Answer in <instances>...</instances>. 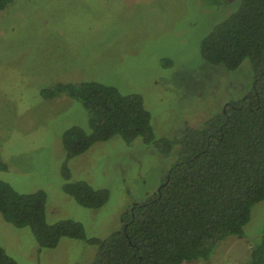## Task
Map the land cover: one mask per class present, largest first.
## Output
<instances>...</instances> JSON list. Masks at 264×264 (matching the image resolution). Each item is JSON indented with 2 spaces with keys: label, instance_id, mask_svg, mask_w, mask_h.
<instances>
[{
  "label": "rangeland",
  "instance_id": "rangeland-1",
  "mask_svg": "<svg viewBox=\"0 0 264 264\" xmlns=\"http://www.w3.org/2000/svg\"><path fill=\"white\" fill-rule=\"evenodd\" d=\"M241 0H14L0 12V149L7 171L0 180L23 194H47V221L81 223L87 239L107 238L133 206L151 198L176 162L178 146L164 155L143 138L97 143L68 161L70 182L108 190L99 209L63 191V134L90 133L82 103L41 91L57 83L95 81L124 95H140L156 139H175L222 112L254 88L250 62L236 71L213 66L202 41L234 14ZM264 233V201L252 209L243 236H229L207 261L184 264H252ZM0 245L18 264H91L96 247L63 238L42 249L28 227L0 213Z\"/></svg>",
  "mask_w": 264,
  "mask_h": 264
},
{
  "label": "trees",
  "instance_id": "trees-1",
  "mask_svg": "<svg viewBox=\"0 0 264 264\" xmlns=\"http://www.w3.org/2000/svg\"><path fill=\"white\" fill-rule=\"evenodd\" d=\"M14 0H0V12ZM202 58L236 71L248 60L253 91L198 127L175 139H156L151 113L140 95H124L95 81L57 83L41 91L46 100L61 95L83 104L87 133L72 127L63 134L66 152L63 191L88 209H99L108 190L85 181L70 182L68 161L97 143L120 137L127 144L143 138L164 155L178 146L176 162L158 191L124 215L122 226L107 238L87 239L73 220L47 221V194H23L0 180V213L28 227L42 249H55L63 238L85 240L97 251L91 264H184L207 261L229 236H243L253 207L264 201V0H241L238 10L201 43ZM8 166L1 157L0 170ZM252 264H264V233L251 251ZM0 264H18L0 245Z\"/></svg>",
  "mask_w": 264,
  "mask_h": 264
}]
</instances>
